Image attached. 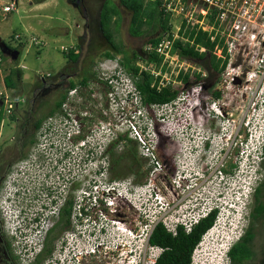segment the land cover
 <instances>
[{"label":"built area","instance_id":"1","mask_svg":"<svg viewBox=\"0 0 264 264\" xmlns=\"http://www.w3.org/2000/svg\"><path fill=\"white\" fill-rule=\"evenodd\" d=\"M144 1L156 3L163 16H168L170 20L176 18L178 22L175 32L166 31L157 44L144 49L146 53H152L161 58L160 69L163 66L169 69L181 68L185 65V62L178 58V54L173 53L174 43L176 40L185 41L182 35L188 29H193L196 32L207 34L210 41L215 43L214 54L218 59L226 61V68H231L238 62L240 64L247 62L246 59L239 60L238 58L240 55L251 54L248 63H253L256 69L249 73V78H256L260 91L264 95V0ZM0 3L1 13L9 14L16 10L18 0H1ZM18 38V36L15 37L17 40ZM65 51L67 50L64 48L63 52ZM179 63H181L180 66H178ZM145 66L141 69L151 71L154 76L159 75L155 72V63H146ZM98 68L97 87H100L102 91L100 95L98 92L95 94L105 101L106 107L101 110L100 121L93 124L89 137L80 141L77 147L70 151L71 162L65 165V169L71 170L73 179L77 183L83 184L84 182V185L79 187L74 195L69 214V225L73 231L64 235V241L66 243L76 242L79 249L84 251L83 253H94L96 247L95 249L90 247V251L86 248L91 243L99 242L100 239H94L95 236L98 238L105 234L113 236L111 235L113 232L107 228L106 210L112 213L119 209L118 207L125 206L129 210H134L133 214L137 212V217L142 218L144 222V231H142L144 236L141 242L143 254L136 259L130 258L126 264H155L163 249L150 245L149 239L158 225H161L172 236L177 234L178 229L189 234L202 220L214 213L213 228L223 214V207L215 203L195 210L189 209L183 213L172 214L171 208L177 205L179 198L165 200L161 197L165 195L164 190L161 192V187L156 186V181H160V184L164 186L165 179H170L169 188L175 191L172 187V179L178 174L187 173V165L195 161L193 155L200 158L209 150L211 136H198L196 127H190L186 121V108L184 106V109L182 106L178 108L182 100L181 96L186 93V97L195 103L193 108L196 109L195 97L199 98L201 89L199 87L198 89H187L180 92L170 104L161 107L151 106V109L160 108L174 112L172 113L174 118H171L174 121L173 125L165 123L164 119L156 125L146 112L150 108L142 105L133 79L119 65L118 60H104ZM238 76L234 81L239 80ZM2 96L0 92V104L3 105L5 113L10 115L14 104L7 97ZM79 100L81 99L77 96V90H70L60 108L62 115L47 118L39 127L37 142L30 160L23 163L19 170L22 174L27 172L28 175H33L29 179L26 176L23 177L24 186L17 188L16 192L9 194L8 197L18 214V227H11L13 225L9 221L11 211L8 213L4 201H0V214L5 230L10 237L15 238L12 249L18 264H34L35 259L43 250L49 231L59 218V211L65 196L63 193L56 194L53 184L46 181L41 172H35V157L41 155L47 162H50L68 151L70 139L79 134L81 123H85V119L89 118L87 113L82 111V116L85 118L77 120L69 112V104L71 102L75 105L79 104ZM263 104L264 100H261L260 105L263 106ZM128 105L131 106L128 108ZM192 106L189 107L191 110ZM109 116L112 119L107 120ZM249 123H251L249 119L243 123L245 130L250 125ZM257 127L260 126L257 125ZM261 127L262 132L259 135L255 136L250 133L248 136V141L256 147L260 160L264 144V123ZM164 147L166 148L163 151ZM173 147L178 153L173 163L174 167H170L167 159ZM125 149L127 152H135L141 161L140 177L144 178L143 182L135 183L133 181L137 177L135 174L132 175V181L131 178L120 179L109 176L108 166L111 155L113 153L122 154ZM211 158L208 159L211 160ZM209 163L207 161V164ZM220 168L221 166L215 169L216 174H220ZM12 182L10 181L11 184ZM29 188L36 194L33 196L37 201L33 210L34 214L31 213L30 204L27 201L28 194H30ZM143 189L145 191H141ZM164 189L166 191L168 188ZM7 190H9L8 187ZM233 208H229L228 214L232 215L235 211ZM90 212L95 215L94 222L97 224L94 226L90 222L84 225L90 218ZM211 229L203 235L200 243L203 242L205 236L208 237ZM22 236L24 240L20 241ZM231 242L227 240L226 246L222 249L223 253L230 249ZM197 254L194 249L191 264H198ZM50 257L43 264H74L72 257L63 254L59 256L57 252H52Z\"/></svg>","mask_w":264,"mask_h":264},{"label":"rangeland","instance_id":"2","mask_svg":"<svg viewBox=\"0 0 264 264\" xmlns=\"http://www.w3.org/2000/svg\"><path fill=\"white\" fill-rule=\"evenodd\" d=\"M99 9L100 2L98 0H18L14 12L3 14L0 3V40L11 48L17 47L18 44L23 45L16 61H11L9 57L0 52L3 58L0 63V92L2 97H7L14 104V109L10 115L5 113L3 105L0 104L4 118L0 124V149L13 148L12 146L18 141L23 129L29 135L33 134V123L39 118L42 120L46 118L45 115L49 113L60 97L70 91L68 90L70 82L76 84L74 89L77 90V96L81 99L79 104H76V111L86 112L91 124L100 121L101 110L106 107V104L102 98L99 99L102 89L97 87L98 66L102 61L107 60L103 58V52L107 47L97 27L96 20ZM119 12L118 26L111 24L109 28L113 39L115 43L121 45L128 56L132 53L140 54L141 50L146 48L147 40L151 36H158L160 31L156 27L155 30L147 31L141 37H132L129 34L130 13L122 7H119ZM169 23L171 30L175 32L176 24H178L177 19L171 18ZM16 36L19 37L18 40L15 39ZM64 48L67 51L72 49L71 51L78 55L76 63L69 62L63 56L62 53L67 52H63ZM122 58L123 55L115 56L119 65ZM249 58H251V54L240 55L238 59H246L247 62L241 64L238 62L233 67L226 68L224 72L215 76L211 81L198 84H192L194 82L192 76L194 68L187 63L181 68H169L162 73V81L171 83L174 88L182 85V81L178 77L180 73H184L190 75L191 87L188 89H198V87L201 89L199 100L195 97L196 109L193 108L195 103L186 97V93L181 96L182 100L179 102L178 108L180 106L183 109L186 108V121L188 120L187 123L190 127H196L198 136H211L206 155L203 154L200 158L193 155L195 161L187 165V173L178 174L172 179V187L175 191L169 188L170 179H165L164 186L160 184V181H156L157 188L161 187V192L163 190L165 192V195L161 196L165 200L168 201L174 197L179 198L177 205L171 208L172 214L183 213L189 209L195 210L212 203L223 207V214L208 232V237L205 236L203 242L195 247L197 256H199L198 264H228L222 249L226 246L229 238L233 244L241 237L247 224L246 203L257 178H260L259 164L261 160L254 144L251 145V141H248V136L250 133L257 136L262 132L260 127L264 123V104L262 106L260 102L264 100V95L260 91L256 78H249V73L256 69L253 63H248ZM137 65L146 67L145 61L143 63L142 60L138 61ZM180 65L181 63L178 66ZM14 68L20 69L22 77L18 89L11 91L5 88L3 79L9 70ZM155 72L161 73L157 69ZM237 76L241 81L240 84H234V79ZM83 77H88L87 87L78 85ZM215 91L220 93L219 99H215L211 95ZM97 92L99 95L95 94ZM191 105H193L192 110L189 108ZM146 112L156 125H159L162 119L165 123L174 124L172 120L174 118L173 111L150 108ZM9 116H12L14 121H11ZM108 119H112V117L109 116ZM247 119L251 120V123L245 130L243 123ZM257 125L260 127L258 128ZM163 151L159 152L163 153ZM124 152L127 153V150L125 149ZM171 152L167 160L170 167H174L173 163L178 151L173 147ZM209 157H212L211 160L208 159ZM207 161L210 163L207 164ZM220 166V174H216L215 169ZM124 170L126 169L120 166L113 167L109 176H118L120 179L131 178L132 181V175L124 174ZM206 172L211 173L205 174ZM24 174L17 171L10 176L11 179L7 180L8 188L13 179L14 187L6 191L3 190V197L1 198L7 212L11 211L9 213L11 215L9 221L13 224L11 227H18V214L14 210L13 204L8 202V197L17 188L24 186L23 177L26 176L29 179L33 175H28L27 172ZM47 181L52 182V180ZM133 181L135 183L143 182L144 178L136 177ZM165 187L168 188L166 191ZM31 190V188L28 189L30 194H28L27 201L30 204L31 213L34 214L33 210L37 201L33 197L36 195L35 192H31ZM261 197H264V192ZM118 208L111 213L112 216H116V220H120L117 217V214H120L123 215L122 218L135 220L141 227L138 251L136 256L131 257V259L141 257L143 254L141 242L144 236L142 234L144 222H142V218L137 217V212L135 215L133 214L134 210H129L125 206ZM229 208L235 210L232 215L228 214ZM89 217L84 225L89 222L92 226L97 224L94 222L95 215L93 212H90ZM107 222V228L113 232L111 234L113 236H109V234L99 238L95 236L94 239H100L99 242L91 243L86 248L87 251H90V247L97 249V245H107L106 243L122 240L123 236L129 237V233L125 232L122 227H118V224H113L108 218ZM253 235L251 244L253 257L245 264H264V221L254 226ZM11 239L13 245L15 238L11 237ZM23 240L22 236L20 241ZM112 244L108 245L112 247L114 246ZM66 247L72 254L69 255L65 251L63 254L65 256L79 258L84 254L76 242H68ZM90 253L94 255L98 251L95 250L94 253ZM4 260L0 256V264H6Z\"/></svg>","mask_w":264,"mask_h":264},{"label":"trees","instance_id":"3","mask_svg":"<svg viewBox=\"0 0 264 264\" xmlns=\"http://www.w3.org/2000/svg\"><path fill=\"white\" fill-rule=\"evenodd\" d=\"M98 1L100 2V9L97 14V27L105 41V46L107 47L103 52V58L113 60L115 59V56L123 55L120 65L133 79L136 90L140 95L141 102L144 107H161L163 105L170 104L178 97L180 92H184L191 87L189 82L190 75L184 73H180L178 77V79L182 81V85L180 87L174 88L171 83L163 82L162 73H164L167 69L165 66L160 69L161 58H158L155 54L146 53L144 49L141 50L140 54L132 53L128 56L121 45L115 43L113 35L109 30L111 24L118 26V22L120 20L119 7H122L131 15L129 34L132 37H141L145 32L153 31L157 27L160 34L158 36H151L147 40L145 47L157 44L163 34L166 33V31L171 30V26L168 24L170 18L168 16H163L156 3L145 2L144 0ZM79 2L81 3V1ZM180 35H182L181 31ZM182 36L185 41L176 40L174 43L173 53H177L178 58L181 61L194 68V71L192 72L194 82L192 84L211 81L215 76H219L225 70L226 61L218 59L215 56V43L210 41L207 34L203 32H196L193 29H188ZM1 42L3 41L0 40V43ZM7 48L19 51L20 56L23 45L18 44L15 48L7 46ZM71 50L72 49H69V52L67 51L62 54L69 62L76 63L78 55ZM200 50L203 51L200 52ZM0 58L3 59L1 54ZM141 60L143 62L145 61V64L151 62L155 63V71L157 69L160 70L161 73L158 76H154L151 71L142 70L141 67L137 65V62ZM21 77L22 75L19 68L9 70V73L3 79L5 88L11 91H16L21 83ZM87 78L88 77H83L78 85L87 87L89 82ZM75 87L76 84L70 82L68 90H72ZM66 94L60 97L45 117L54 115L59 111L66 98ZM211 95L215 99H219L220 97V93L216 91L212 92ZM1 110L2 108H0V124L4 119ZM9 117L11 121H14L12 116ZM43 120L42 118H39L33 123V134L27 143L28 147L33 146L35 143L34 134L37 132ZM261 155L262 158H264V144L261 149ZM113 164L115 167L120 166L125 168L129 173L135 174L137 177L141 176L140 169L142 163L133 151L115 155L113 158ZM224 173H226V171H224ZM263 191L264 190H262V188H258L257 194L262 195ZM262 198L259 199L257 197V217L255 221H264V197ZM69 206L70 204L68 203L61 211L59 221L49 231L46 237L44 249L42 253L37 256L34 264H43V262L50 257L53 251L54 240L61 232L64 231L65 228L68 227L70 214ZM214 219L215 214L213 213L195 226L189 234H185L182 229H178L175 236L168 234L161 225H158L149 239L150 245L163 249V252L160 254L155 264H191V255L193 250L200 243L203 235L212 228ZM253 238L254 235L252 228H250L249 231L242 237V240L234 248L228 251L226 255L228 264H245L251 260L253 257L251 249ZM10 256L14 264H18L16 257L13 256L11 251Z\"/></svg>","mask_w":264,"mask_h":264},{"label":"flooded vegetation","instance_id":"4","mask_svg":"<svg viewBox=\"0 0 264 264\" xmlns=\"http://www.w3.org/2000/svg\"><path fill=\"white\" fill-rule=\"evenodd\" d=\"M238 81L239 83H236L235 80L234 84L241 83L240 80ZM68 107H69V112H71L77 120H83V118H85L82 116L83 113L82 110L76 111V105L73 102H71ZM61 115H62V111L59 109V111L54 115L46 117L41 122V124L47 118H52L54 116H61ZM85 121H86L85 123H81V129L79 131V134L70 139L69 145L67 147L68 151L66 153L57 156L54 160H51L50 162H47L44 159V157H42L41 155L35 157V169H36L35 172L36 173L41 172L46 181L52 180L51 184H53L54 192L59 195L63 193L65 196L61 205V209L59 211V218L61 211L67 206L68 203L70 204L69 208L71 211V205L74 201V195L77 189L82 185H84V182L83 184L77 183L75 179H73L71 170L65 169L66 168L65 165L71 162L70 151L75 149L80 141L87 139L91 134L94 125L88 121V118H86ZM37 132L35 133L36 134L35 143L31 147H28L27 143L30 140L32 134L29 135L28 132L23 129V131L20 133L18 141L16 142V144L12 146L13 148L0 149V201L1 198L3 197L2 195L3 190L4 191L7 190L8 187L7 180H9L11 175L15 174L17 171H19L22 168L21 165L23 163H27L30 160V156L32 155V151L37 142ZM115 155L117 154L113 153L111 155L112 157L110 159V163L108 166L109 172L113 169V167H115V165L113 164V158ZM259 165L261 171L259 176L260 178H257L255 186L249 195V200L246 203L247 224L245 226L244 231L242 232L241 237L232 244L229 251L242 240V237L249 231L250 228H252V232H253L254 226L257 223L262 222V220L255 221V219L257 217V212H256L257 197L259 199L262 198L260 194H257V189L262 188V190H264V158L261 159ZM123 173L126 174L129 172L128 170H124ZM128 175H133V174L129 173ZM84 180L85 179H83V181ZM11 187H14L13 183L12 184L10 183V187L8 189H10ZM14 192H16V190ZM106 214L108 220L110 222H113V224L114 223L118 224V227L119 226L122 227V229L125 232L129 233V237L126 238L125 236H123V239L120 241L110 242L113 243L112 245H114L112 247L111 245H108L110 243H106L107 245L104 244L97 245L98 247L96 251H98V253L94 255L90 253L89 254L84 253L79 258L76 257L73 258L74 256H72L75 264H123V263L125 264L131 257L136 256L138 251V242L141 237V232H140L141 227L139 226V223H136L135 220L133 219L127 220L126 217H123L125 218L123 219L122 218L123 215L120 214H117V217H119L120 220H116V216L114 215L112 216V214L108 210H106ZM59 218L57 222L59 221ZM72 231H73L72 228L68 224V227L65 228L64 231L61 232L54 240L52 252H57L59 256L64 254L65 251L68 252L69 255L72 254L71 252H69V248L66 247L68 243L64 241V235ZM11 240H12L11 237L5 230L0 214V256L5 259L4 262L6 264H14L10 256V251L14 256Z\"/></svg>","mask_w":264,"mask_h":264},{"label":"water","instance_id":"5","mask_svg":"<svg viewBox=\"0 0 264 264\" xmlns=\"http://www.w3.org/2000/svg\"><path fill=\"white\" fill-rule=\"evenodd\" d=\"M0 52L3 55L9 57L11 61H16L17 58L19 57V51L8 49L7 46L3 42L0 43ZM236 83H239V81L236 80Z\"/></svg>","mask_w":264,"mask_h":264},{"label":"clouds","instance_id":"6","mask_svg":"<svg viewBox=\"0 0 264 264\" xmlns=\"http://www.w3.org/2000/svg\"><path fill=\"white\" fill-rule=\"evenodd\" d=\"M229 250H226L223 255L226 257L227 253H228ZM227 258V257H226Z\"/></svg>","mask_w":264,"mask_h":264},{"label":"bare ground","instance_id":"7","mask_svg":"<svg viewBox=\"0 0 264 264\" xmlns=\"http://www.w3.org/2000/svg\"><path fill=\"white\" fill-rule=\"evenodd\" d=\"M188 121V120H187ZM229 240H231V238H229ZM232 241V240H231ZM232 243V242H231Z\"/></svg>","mask_w":264,"mask_h":264}]
</instances>
